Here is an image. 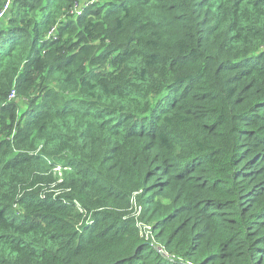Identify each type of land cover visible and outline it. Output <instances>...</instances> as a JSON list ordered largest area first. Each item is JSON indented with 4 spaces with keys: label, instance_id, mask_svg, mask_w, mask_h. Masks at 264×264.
Returning a JSON list of instances; mask_svg holds the SVG:
<instances>
[{
    "label": "trees",
    "instance_id": "16d2710c",
    "mask_svg": "<svg viewBox=\"0 0 264 264\" xmlns=\"http://www.w3.org/2000/svg\"><path fill=\"white\" fill-rule=\"evenodd\" d=\"M0 264H264V0H13Z\"/></svg>",
    "mask_w": 264,
    "mask_h": 264
},
{
    "label": "built area",
    "instance_id": "2783aa9c",
    "mask_svg": "<svg viewBox=\"0 0 264 264\" xmlns=\"http://www.w3.org/2000/svg\"><path fill=\"white\" fill-rule=\"evenodd\" d=\"M13 0H7L5 6L0 9V24L2 22V19L5 17L6 13L8 12ZM16 94L13 92L11 95V99L15 98ZM58 172L61 175V167L55 168V173Z\"/></svg>",
    "mask_w": 264,
    "mask_h": 264
},
{
    "label": "rangeland",
    "instance_id": "374dc122",
    "mask_svg": "<svg viewBox=\"0 0 264 264\" xmlns=\"http://www.w3.org/2000/svg\"><path fill=\"white\" fill-rule=\"evenodd\" d=\"M81 12H82V11L80 10V11H79V13H78V15H80V14H81ZM3 19H4V18H3ZM3 19H2V20H3Z\"/></svg>",
    "mask_w": 264,
    "mask_h": 264
}]
</instances>
